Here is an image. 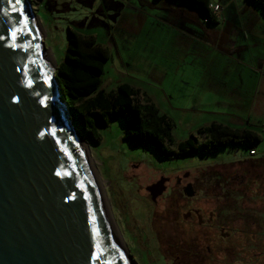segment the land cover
<instances>
[{
    "label": "rangeland",
    "instance_id": "obj_1",
    "mask_svg": "<svg viewBox=\"0 0 264 264\" xmlns=\"http://www.w3.org/2000/svg\"><path fill=\"white\" fill-rule=\"evenodd\" d=\"M30 1L45 33L44 43L58 65L65 58L69 27L94 35L110 53L102 87L111 92L128 82L139 89L171 120L176 142L192 134L204 142L197 132L213 122L245 125L261 137L254 144H229L210 153L162 157L149 144L133 147L126 141L128 118L121 116L99 129V140L83 139L131 264H167V241L177 246L212 244V228L172 223L167 207L180 214L189 207L211 209L219 172L224 182L226 174L234 176L254 164L258 175L249 177L246 187L231 184V193L243 194L245 205L241 197L229 208L237 219L260 207V200H248L264 194V167L262 173L258 168L264 162L262 5L251 1L254 10L242 13L231 2L232 26L226 30L222 21L212 24L198 7L178 0ZM246 159L255 160L228 164ZM185 173L191 183L175 184ZM161 174L172 176V191L155 205L146 186ZM186 192L194 196L189 198ZM235 225L242 226L237 220ZM185 262L198 264L182 257L180 263Z\"/></svg>",
    "mask_w": 264,
    "mask_h": 264
},
{
    "label": "water",
    "instance_id": "obj_2",
    "mask_svg": "<svg viewBox=\"0 0 264 264\" xmlns=\"http://www.w3.org/2000/svg\"><path fill=\"white\" fill-rule=\"evenodd\" d=\"M44 36L0 0V264H131Z\"/></svg>",
    "mask_w": 264,
    "mask_h": 264
},
{
    "label": "trees",
    "instance_id": "obj_3",
    "mask_svg": "<svg viewBox=\"0 0 264 264\" xmlns=\"http://www.w3.org/2000/svg\"><path fill=\"white\" fill-rule=\"evenodd\" d=\"M178 1L198 7L210 23L219 22L210 7V0ZM251 1L264 7V0ZM68 37L65 58L58 65L57 77L73 124L86 139L99 140V129L112 119L126 116L128 122L124 139L133 147L149 144L162 157L210 153L229 144H254L260 141V135L254 130L233 129L212 123L197 132L206 137L204 142H200L194 134L176 142L171 120L139 89L128 82L119 83L111 92L102 87L105 63L110 56L106 46L99 43L94 35L71 27L68 28Z\"/></svg>",
    "mask_w": 264,
    "mask_h": 264
},
{
    "label": "flooded vegetation",
    "instance_id": "obj_4",
    "mask_svg": "<svg viewBox=\"0 0 264 264\" xmlns=\"http://www.w3.org/2000/svg\"><path fill=\"white\" fill-rule=\"evenodd\" d=\"M252 160L255 159H246L228 164L244 163L243 165H246L251 163ZM252 165L254 164H249L248 168H240L234 176L229 177V174H226L228 180L224 182L221 181L224 179V174L217 173L216 183L212 188L214 202L211 209L204 205L189 207L180 214L176 209L167 207V217L173 218L172 223H182L186 228H188L187 226H198L214 230L211 245H203L197 241L190 245L184 242L181 243L182 246H177V244L167 241V264L168 262L181 264L182 257L186 261L193 259L198 264H264V194H260L259 198H249L248 202L251 203L260 200V207L254 209L253 214L250 213L251 210H247L250 214L244 211L243 215L236 219L233 217V210L229 208L230 204L238 201L243 196L241 194L235 197L231 193V184L246 187L249 177H257L258 173L253 170ZM262 167H264V162L258 166L260 170ZM260 173H262V170ZM188 176L185 173L182 178H178L175 184L180 185L183 180L187 182ZM158 179L146 186L155 201V205L159 204L163 196L170 194L172 191L171 175L161 174ZM190 183L189 180L187 185ZM239 188L237 187V190H240ZM193 196L187 197L192 198ZM246 201L243 198L244 205ZM249 218H251V222ZM236 220L242 226H236ZM247 221L249 222L247 223Z\"/></svg>",
    "mask_w": 264,
    "mask_h": 264
},
{
    "label": "crops",
    "instance_id": "obj_5",
    "mask_svg": "<svg viewBox=\"0 0 264 264\" xmlns=\"http://www.w3.org/2000/svg\"><path fill=\"white\" fill-rule=\"evenodd\" d=\"M231 2L236 7V9L241 11L242 13L244 11H248V10L253 9V7L250 4L253 2V1L251 2V0H210L211 4H220L221 11L218 14H216L214 11L213 12L218 16L219 22L222 21L223 25L226 26L225 27L226 30H227V28L229 29L232 26V23L229 21L230 19L228 18V13H229L230 7L233 6V5H231ZM222 37H223V35H222ZM213 123H216V122H213ZM218 124H220V123H218ZM225 126H228L230 128H233V129H249L248 127H245V125L244 126L243 125H234L232 127L230 125H225ZM204 138L206 140V137H204ZM215 166L216 165L209 166V167H215Z\"/></svg>",
    "mask_w": 264,
    "mask_h": 264
},
{
    "label": "built area",
    "instance_id": "obj_6",
    "mask_svg": "<svg viewBox=\"0 0 264 264\" xmlns=\"http://www.w3.org/2000/svg\"><path fill=\"white\" fill-rule=\"evenodd\" d=\"M210 7L216 14H218L221 11L220 4H210ZM252 154H255V150L252 151Z\"/></svg>",
    "mask_w": 264,
    "mask_h": 264
},
{
    "label": "snow or ice",
    "instance_id": "obj_7",
    "mask_svg": "<svg viewBox=\"0 0 264 264\" xmlns=\"http://www.w3.org/2000/svg\"><path fill=\"white\" fill-rule=\"evenodd\" d=\"M12 2H13V0H9V3H12ZM15 2L18 4V3L20 2V0H15ZM11 35H12L13 38H15L16 35H17V33H16L15 31H13V32L11 33ZM30 83H31V82H30ZM40 135L42 136L43 133H40Z\"/></svg>",
    "mask_w": 264,
    "mask_h": 264
}]
</instances>
